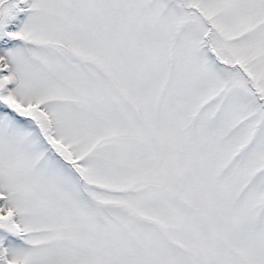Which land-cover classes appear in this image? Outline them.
Here are the masks:
<instances>
[{"label": "snow or ice", "instance_id": "1", "mask_svg": "<svg viewBox=\"0 0 264 264\" xmlns=\"http://www.w3.org/2000/svg\"><path fill=\"white\" fill-rule=\"evenodd\" d=\"M0 264H264V0H0Z\"/></svg>", "mask_w": 264, "mask_h": 264}]
</instances>
